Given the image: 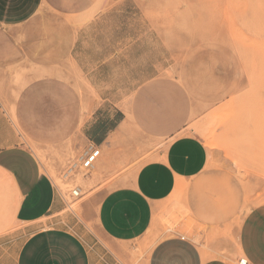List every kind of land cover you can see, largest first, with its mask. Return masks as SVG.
<instances>
[{
    "label": "crops",
    "instance_id": "obj_1",
    "mask_svg": "<svg viewBox=\"0 0 264 264\" xmlns=\"http://www.w3.org/2000/svg\"><path fill=\"white\" fill-rule=\"evenodd\" d=\"M106 2L0 0V81H19L18 98L8 102L16 103L22 132H57L32 119L65 117L71 120L61 133H71L75 119L82 116L74 81H87L96 90L98 104L82 130L101 155L102 147L113 150L120 145L112 146V137L137 134L165 140L186 126V97L167 75L156 72L154 31L133 29L131 14L122 9L110 13ZM46 6L49 19L39 27L34 22ZM11 71L17 78L10 77ZM3 102L0 264H122L120 259H130L128 248L135 239L164 236L154 228L159 212L155 203L168 195L172 182L188 176L172 174V164H203L202 157L188 160L187 154L178 153L190 140H178L166 157L143 164L128 184L96 191L81 203L80 216L70 215ZM88 102L91 105V99ZM129 119L136 126H126ZM175 238L176 243L189 240L180 234ZM158 242L150 258L153 264L162 254L158 245L164 240ZM239 244L250 264H264V213L254 211L245 218Z\"/></svg>",
    "mask_w": 264,
    "mask_h": 264
},
{
    "label": "rangeland",
    "instance_id": "obj_2",
    "mask_svg": "<svg viewBox=\"0 0 264 264\" xmlns=\"http://www.w3.org/2000/svg\"><path fill=\"white\" fill-rule=\"evenodd\" d=\"M106 1L110 13L131 14L133 29L154 31L156 72L167 75L186 97L189 119L181 133L165 140L112 137L108 142L119 143L116 149L102 147L89 174L66 181L62 170L87 142L82 127L98 104L96 90L87 81H74L82 116L71 133H61L71 120L65 117L32 119L57 132H22L16 103L8 102L18 98L19 81H0V101L5 100L23 143L57 186L70 215L80 216L81 203L96 191L128 184L143 164L166 157L178 140H190L178 153L188 160L202 157L203 164H172V174L188 176L172 182L168 195L155 203L154 228L164 236L135 239L130 259L120 261L153 264L155 245L164 240L154 264H239L246 258L239 244L241 225L252 212L264 213V0ZM49 8L39 10L34 22L39 27L46 25ZM10 77L17 78V72ZM131 125L136 126L129 119L126 126ZM72 181L82 187L78 198L69 195ZM178 234L189 240L176 243Z\"/></svg>",
    "mask_w": 264,
    "mask_h": 264
},
{
    "label": "built area",
    "instance_id": "obj_3",
    "mask_svg": "<svg viewBox=\"0 0 264 264\" xmlns=\"http://www.w3.org/2000/svg\"><path fill=\"white\" fill-rule=\"evenodd\" d=\"M100 155L101 150L99 146L96 145L93 141L87 140L80 153L62 170V179L66 181L69 179H73L77 173H81L83 175L89 174L95 168ZM71 183L72 186L70 189H68L70 197H80L82 195L81 185L73 183V181ZM239 264H248V261L246 258H240Z\"/></svg>",
    "mask_w": 264,
    "mask_h": 264
},
{
    "label": "bare ground",
    "instance_id": "obj_4",
    "mask_svg": "<svg viewBox=\"0 0 264 264\" xmlns=\"http://www.w3.org/2000/svg\"><path fill=\"white\" fill-rule=\"evenodd\" d=\"M247 5H248V3H247ZM249 7H251V6H249ZM249 7L247 6L248 9H251V8H249ZM247 8H246V9H247ZM262 10H263V9H262ZM249 11H250V10H249ZM254 11H255V10H254ZM248 13H251V12H248ZM245 15H247V14H245ZM252 15H253V14H250V16H252ZM263 16H264V13H263ZM247 17H248V16H247ZM258 17H259V16H258ZM250 18H251V17H250ZM253 19H254V17H253ZM257 20H258V19H257ZM124 124H125V122H124ZM125 125H126V124H125ZM121 126H122V125H121ZM121 126H120V127H121ZM131 126H132V125H131ZM237 174H238V173H237ZM240 175H241V174H240ZM166 220H167V218H166ZM166 220H165V222H166ZM154 226H155V225H154ZM149 232H150V230H149ZM154 233H155V232H154ZM151 244H152V243H151ZM142 249H143V248H142ZM138 250H139V249H138Z\"/></svg>",
    "mask_w": 264,
    "mask_h": 264
}]
</instances>
